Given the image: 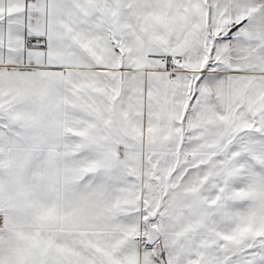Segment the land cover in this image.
I'll list each match as a JSON object with an SVG mask.
<instances>
[{
	"label": "snow or ice",
	"instance_id": "6c2138e0",
	"mask_svg": "<svg viewBox=\"0 0 264 264\" xmlns=\"http://www.w3.org/2000/svg\"><path fill=\"white\" fill-rule=\"evenodd\" d=\"M0 264H264V0H0Z\"/></svg>",
	"mask_w": 264,
	"mask_h": 264
}]
</instances>
